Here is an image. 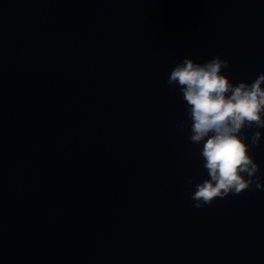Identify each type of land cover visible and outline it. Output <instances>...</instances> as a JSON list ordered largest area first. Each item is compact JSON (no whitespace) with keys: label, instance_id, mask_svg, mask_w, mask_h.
<instances>
[{"label":"clouds","instance_id":"9594fccd","mask_svg":"<svg viewBox=\"0 0 264 264\" xmlns=\"http://www.w3.org/2000/svg\"><path fill=\"white\" fill-rule=\"evenodd\" d=\"M230 66L218 55L202 64L185 57L166 80L170 87L179 86L186 102L191 121L189 141L203 145L200 156L208 178L197 183L191 193L196 208L230 194L264 190L262 177L257 175L259 165L251 154L262 137L258 129L264 128V73L251 84L234 85L222 71ZM184 127L181 121L180 130Z\"/></svg>","mask_w":264,"mask_h":264}]
</instances>
